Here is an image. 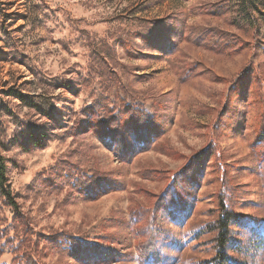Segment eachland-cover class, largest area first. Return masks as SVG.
Instances as JSON below:
<instances>
[{"label": "rangeland", "instance_id": "obj_1", "mask_svg": "<svg viewBox=\"0 0 264 264\" xmlns=\"http://www.w3.org/2000/svg\"><path fill=\"white\" fill-rule=\"evenodd\" d=\"M0 156V264H264V0H0Z\"/></svg>", "mask_w": 264, "mask_h": 264}, {"label": "trees", "instance_id": "obj_2", "mask_svg": "<svg viewBox=\"0 0 264 264\" xmlns=\"http://www.w3.org/2000/svg\"><path fill=\"white\" fill-rule=\"evenodd\" d=\"M21 100H25L26 96L19 95ZM27 102H30L27 100ZM41 138V136H39ZM37 143H41V139H36ZM6 177H5V162L2 156H0V189L2 195L7 200H12L9 190L6 188ZM10 204L13 207V210L16 215H19L17 212V206L14 201H11ZM236 215L233 214L226 206H222L220 210V215L216 219L213 228L217 231L215 237L213 238L215 245H216V256L210 261L212 264H248L247 262H239L228 255L227 245L231 241L232 237V227L237 226ZM261 240H254L250 243V248L254 250H258L260 247ZM236 252L242 251V246L235 245ZM232 251V250H231Z\"/></svg>", "mask_w": 264, "mask_h": 264}]
</instances>
